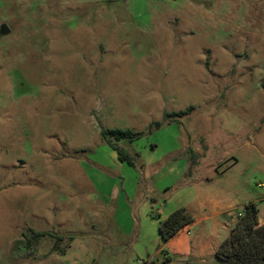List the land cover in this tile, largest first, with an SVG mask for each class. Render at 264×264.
<instances>
[{"label":"rangeland","instance_id":"374dc122","mask_svg":"<svg viewBox=\"0 0 264 264\" xmlns=\"http://www.w3.org/2000/svg\"><path fill=\"white\" fill-rule=\"evenodd\" d=\"M101 127L140 134L135 166ZM251 201L264 219V0H0V264H222ZM212 202L217 227L163 240Z\"/></svg>","mask_w":264,"mask_h":264},{"label":"trees","instance_id":"16d2710c","mask_svg":"<svg viewBox=\"0 0 264 264\" xmlns=\"http://www.w3.org/2000/svg\"><path fill=\"white\" fill-rule=\"evenodd\" d=\"M193 110L194 107L190 106L185 111L165 112L163 121L172 118H183L191 114ZM161 126L162 122H155L150 125L149 130ZM100 135L102 140L117 153L118 160L121 163L135 166V158L127 150L119 147L118 142L121 140L133 142L140 137L139 133L131 129H106L101 127ZM259 212L258 204L255 202H249L245 206L243 216L237 219L229 236L215 252V257L222 264H264V224L260 225ZM194 221L193 214L186 207L177 208L160 222L159 233L163 240L167 242ZM46 236L55 238L54 251H58L62 255L66 253L60 246V243L64 241L63 236H54L49 232H40L33 229H30L28 234L24 235L26 248H36Z\"/></svg>","mask_w":264,"mask_h":264},{"label":"crops","instance_id":"0c3cea01","mask_svg":"<svg viewBox=\"0 0 264 264\" xmlns=\"http://www.w3.org/2000/svg\"><path fill=\"white\" fill-rule=\"evenodd\" d=\"M196 172L193 171L192 175L190 177L193 178V176H195ZM199 180H197V182H199ZM251 202H255L258 204L257 201H251ZM258 207H259V204H258ZM192 214L194 213V211L192 209H188ZM259 210H260V207H259ZM174 211V210H173ZM172 211V212H173ZM229 211H223V210H220L218 207H217V204H215L214 202H212L211 204V216L210 217H205V218H202L200 219L199 221H194L192 224L190 225H187L186 227H184L181 231H179L172 239L169 240V242L171 240H173L179 233L183 232V231H188L189 229L193 228L195 225H197V223L199 222H202L204 220H208V219H211L213 221V226L214 227H217L219 225V222L218 220L221 218V214L222 213H227ZM170 214V213H169ZM228 215H231L230 213ZM259 222H260V225H263L264 224V219L261 218V210L259 212ZM228 228V227H227Z\"/></svg>","mask_w":264,"mask_h":264},{"label":"built area","instance_id":"2783aa9c","mask_svg":"<svg viewBox=\"0 0 264 264\" xmlns=\"http://www.w3.org/2000/svg\"><path fill=\"white\" fill-rule=\"evenodd\" d=\"M173 2H176V1H179V0H172ZM262 186V185H261ZM244 212H245V210H244ZM244 212H239L238 213V217H241V216H243V214H244ZM188 232H189V230H188Z\"/></svg>","mask_w":264,"mask_h":264}]
</instances>
